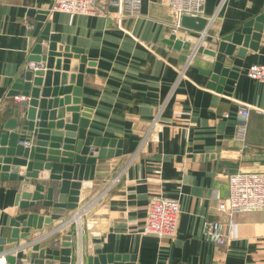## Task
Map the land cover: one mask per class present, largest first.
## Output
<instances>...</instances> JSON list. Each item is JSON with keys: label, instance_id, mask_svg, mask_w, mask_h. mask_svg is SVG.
I'll use <instances>...</instances> for the list:
<instances>
[{"label": "crops", "instance_id": "crops-1", "mask_svg": "<svg viewBox=\"0 0 264 264\" xmlns=\"http://www.w3.org/2000/svg\"><path fill=\"white\" fill-rule=\"evenodd\" d=\"M54 4L0 0V124L16 119L17 127L10 131L18 132L24 117L23 107L8 93L39 42L28 12L49 11ZM263 9L264 0H205L208 37L201 47L216 51L215 41ZM140 13L138 19L126 18L121 29L95 16L55 12L47 17L50 33L60 36L59 45L80 50L94 63L92 79L81 84L80 107L90 111L85 135L121 141L122 154L96 161L93 180L81 182L77 208L61 216L39 201L19 210L14 204L18 182H1L2 237H9V220L18 214L33 212L52 220L28 236L24 249L15 243L3 246L2 264L6 254L32 256L34 243L55 246L68 233L71 264H85L87 257L100 254L134 255V264H264V210L236 213L224 247L208 244L200 232L203 221L223 219L212 195L227 199L231 173L264 170V84L246 76L250 65H264V36L256 50L247 48L233 60L218 53L215 58L196 54L181 76V51L165 44L171 35L166 7L158 0H142ZM179 33L185 38L199 35L185 29ZM211 61L228 70L220 92L209 88L201 75ZM239 103L248 105L250 114L242 141L236 131ZM49 174L41 171L38 180ZM154 196L180 203L173 238L141 234ZM27 231L20 228V233Z\"/></svg>", "mask_w": 264, "mask_h": 264}, {"label": "water", "instance_id": "water-1", "mask_svg": "<svg viewBox=\"0 0 264 264\" xmlns=\"http://www.w3.org/2000/svg\"><path fill=\"white\" fill-rule=\"evenodd\" d=\"M48 14V11L41 10L28 12L29 17L36 22L33 36L39 42L32 48L27 62L41 66L36 71L24 70L8 93L9 97L25 95L28 100L22 110L24 118L22 122L21 119L19 121L18 132L10 131L17 127L16 119H8L5 125L0 124V183L10 180L18 182L14 204L19 210L35 207L34 203L39 201L43 208H51V214L61 216L66 210L77 208L81 182L93 180L96 161L121 156L122 142L85 135L90 111L80 107L81 84L83 79H92L94 63H88L80 50L58 44L60 36L50 33ZM263 21L264 9L235 32L215 41L216 51L200 46L197 54L211 58H215L217 53L224 54L229 60L244 56L247 48L256 50L262 38ZM207 24L206 18L194 17H183L180 23L183 29L197 34L204 31ZM165 44L181 51V69L196 40L193 37L185 38L179 33L168 36ZM227 73V68H223L218 61L209 62V67L201 70L207 86L219 92ZM2 129L6 131L2 132ZM31 139L34 141L31 147L19 145V142ZM20 167L26 170L23 176L18 175ZM43 170H48L50 174L41 181L38 178ZM9 221L11 233L8 238L1 236L0 227V252L3 246L13 243L24 249L28 236L37 230L41 231L42 224H52L49 218L33 212L18 214ZM20 228H27L28 231L20 233ZM71 244L70 233L63 235L55 246L42 248L39 243H34L31 246L32 256L17 258L6 254L5 264H71ZM134 262L135 256L130 254H100L87 257L85 264Z\"/></svg>", "mask_w": 264, "mask_h": 264}, {"label": "built area", "instance_id": "built-area-1", "mask_svg": "<svg viewBox=\"0 0 264 264\" xmlns=\"http://www.w3.org/2000/svg\"><path fill=\"white\" fill-rule=\"evenodd\" d=\"M142 0H55V4L48 11L65 15H79L83 17L95 16L112 21L118 29L126 18L138 19ZM163 4L171 18L170 33L177 34L184 30L180 23L183 17L206 18L204 15L205 0H158ZM47 16V17H48ZM207 19V18H206ZM208 20V19H207ZM209 24V21H208ZM206 26V29L208 27ZM28 28H32L28 25ZM206 29L199 33L196 44L192 45L190 55L182 63L180 75L189 66L193 57L197 54V48L205 43L208 37ZM262 36H264V21L262 23ZM188 31V30H186ZM141 45H144L141 43ZM151 46L146 47L150 52ZM40 65L27 62L24 70L36 71ZM249 80L259 81L264 84V65L252 64L246 71ZM15 104L24 107L28 97L18 95L10 97ZM249 107L239 103L236 111V131L239 140H243L249 121ZM23 148L31 147L33 140L19 142ZM117 179V178H115ZM227 199L219 198L213 193L216 200L215 210L223 215L222 220H205L201 225V234L208 244L224 247L229 242V235L235 225L236 213L261 212L264 210V170L260 173L235 172L228 176ZM146 208V219L141 230L142 235H151L158 239L164 237L173 238L179 221L180 203L178 200L163 197H151Z\"/></svg>", "mask_w": 264, "mask_h": 264}, {"label": "bare ground", "instance_id": "bare-ground-1", "mask_svg": "<svg viewBox=\"0 0 264 264\" xmlns=\"http://www.w3.org/2000/svg\"><path fill=\"white\" fill-rule=\"evenodd\" d=\"M2 263H4V262H3V260H2V261H0V264H2Z\"/></svg>", "mask_w": 264, "mask_h": 264}]
</instances>
